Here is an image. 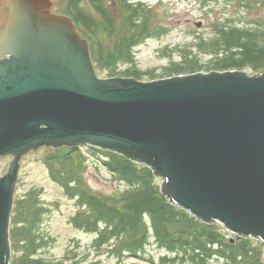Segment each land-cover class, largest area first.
<instances>
[{"label":"water","instance_id":"obj_1","mask_svg":"<svg viewBox=\"0 0 264 264\" xmlns=\"http://www.w3.org/2000/svg\"><path fill=\"white\" fill-rule=\"evenodd\" d=\"M2 1L0 157L13 159L0 178V264H9L18 161L44 145L119 152L150 167L171 204L264 240V75L102 79L50 0Z\"/></svg>","mask_w":264,"mask_h":264},{"label":"trees","instance_id":"obj_2","mask_svg":"<svg viewBox=\"0 0 264 264\" xmlns=\"http://www.w3.org/2000/svg\"><path fill=\"white\" fill-rule=\"evenodd\" d=\"M87 2L85 5L81 0H71L65 13L89 41L96 70H105L108 76L141 79L143 73L132 69L136 64L134 48L159 33V25L153 23V10L132 0H118L117 12L108 0ZM165 54L171 63L165 68L167 76L212 67L264 70V32L260 26L216 23L211 36H201ZM204 55L211 56V67L199 62L198 57ZM175 56L180 61H173ZM121 65L124 70H120ZM88 154L126 185L122 193L99 195L90 189L84 176L88 159L80 149L57 148L46 162L52 179L75 200L77 211L70 223L95 232L99 247L112 241L108 251L120 258L124 253L145 251L152 240L157 248L172 255L160 258V264H208L212 256L251 264L257 251L249 244L250 239H239L235 247L225 243L217 224H205L171 205L160 193L159 180L149 168L107 150L89 148ZM44 212L35 189L15 199L10 230L12 264H51L36 256L47 244L39 227Z\"/></svg>","mask_w":264,"mask_h":264},{"label":"rangeland","instance_id":"obj_3","mask_svg":"<svg viewBox=\"0 0 264 264\" xmlns=\"http://www.w3.org/2000/svg\"><path fill=\"white\" fill-rule=\"evenodd\" d=\"M154 7L153 22L161 25L166 32L159 36L145 40L135 49L137 69L142 71L145 77L149 75L159 76L169 64V52L175 46H184L191 43L196 35L209 36L213 31L212 23L217 19L230 20L229 23H253L259 21L264 24V0L263 3L253 4L257 0H141ZM56 0H54V3ZM52 0V5L54 4ZM113 5L108 0V5ZM252 7H248V6ZM5 4L0 0V18L4 17ZM55 12H58L54 9ZM175 59H178L175 57ZM210 56L199 57V61L206 62ZM180 60V59H178ZM99 76H103L100 73ZM48 148L42 147L25 154L20 160L19 180L15 187L14 195L19 197L31 188L39 189L41 199L48 207V212L40 225L42 234L49 237V244L42 255L50 260H62L75 257L79 264H115L116 260L100 254L101 250L93 247L94 236L91 233L77 230L69 223V218L75 212V203L67 198L61 188L51 179L44 155ZM10 157L0 158V176L7 170ZM96 162L89 161L85 178L90 187L100 193H120L124 185L118 179L110 175L106 169L97 168ZM227 232V231H226ZM231 237V235H228ZM250 245L256 247V256L251 264H264V240L253 239ZM160 251L150 246L146 253L139 256L122 258L120 264H149L150 256L156 257ZM222 264V261L213 262Z\"/></svg>","mask_w":264,"mask_h":264}]
</instances>
